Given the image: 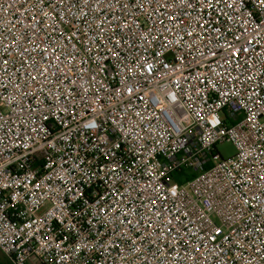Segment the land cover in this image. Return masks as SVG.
Here are the masks:
<instances>
[{
	"label": "built area",
	"instance_id": "obj_1",
	"mask_svg": "<svg viewBox=\"0 0 264 264\" xmlns=\"http://www.w3.org/2000/svg\"><path fill=\"white\" fill-rule=\"evenodd\" d=\"M0 252L264 264V0H0Z\"/></svg>",
	"mask_w": 264,
	"mask_h": 264
},
{
	"label": "rangeland",
	"instance_id": "obj_2",
	"mask_svg": "<svg viewBox=\"0 0 264 264\" xmlns=\"http://www.w3.org/2000/svg\"><path fill=\"white\" fill-rule=\"evenodd\" d=\"M222 117V114H220ZM216 150L224 159L232 157L236 150L231 142H223L216 145ZM6 257L0 252V263L4 264Z\"/></svg>",
	"mask_w": 264,
	"mask_h": 264
},
{
	"label": "trees",
	"instance_id": "obj_3",
	"mask_svg": "<svg viewBox=\"0 0 264 264\" xmlns=\"http://www.w3.org/2000/svg\"><path fill=\"white\" fill-rule=\"evenodd\" d=\"M190 177H192V174L187 175V178H190ZM0 264H2V263H0ZM4 264H11V262L6 258V261L4 262Z\"/></svg>",
	"mask_w": 264,
	"mask_h": 264
}]
</instances>
